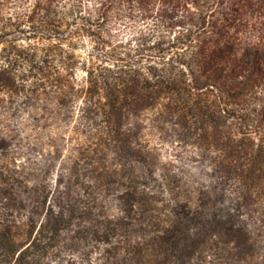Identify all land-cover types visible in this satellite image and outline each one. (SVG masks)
<instances>
[{
    "label": "trees",
    "instance_id": "1",
    "mask_svg": "<svg viewBox=\"0 0 264 264\" xmlns=\"http://www.w3.org/2000/svg\"><path fill=\"white\" fill-rule=\"evenodd\" d=\"M94 1H0V264H264V53L205 46L213 0ZM121 17L155 23L115 39ZM260 81L244 131L233 105ZM154 136L194 145L214 184L159 166Z\"/></svg>",
    "mask_w": 264,
    "mask_h": 264
},
{
    "label": "rangeland",
    "instance_id": "2",
    "mask_svg": "<svg viewBox=\"0 0 264 264\" xmlns=\"http://www.w3.org/2000/svg\"><path fill=\"white\" fill-rule=\"evenodd\" d=\"M1 1V0H0ZM86 7H92L95 5L94 0H84ZM162 1H154V10L164 8ZM201 5L200 8L192 3V0H187V10L184 12L185 15L196 13L202 8V5H206L212 0H197ZM212 10L206 20L209 22L199 28L200 35L205 38V46L216 48L222 47L229 44L231 48L235 49L236 57L243 58L246 53L253 54L261 57V53H264V0H213ZM21 6L19 10L21 11ZM201 12V10H199ZM190 17H185L188 20ZM197 18V17H193ZM155 20H143L137 18L132 23L129 19L121 17L119 19H112L107 25L115 39H122L124 37H131L134 33L139 31H146L148 27L154 25ZM158 29V28H157ZM176 31L181 29L178 27ZM91 42L88 38L85 39V43L80 45L77 53L79 55H86L87 50L90 48ZM247 61V60H246ZM247 68L244 72L247 76L251 74V68L246 64H242ZM249 67V68H248ZM242 71V70H241ZM85 75V71L79 70L77 72L78 78H82ZM256 92V93H254ZM235 99V98H234ZM235 113H242L247 116L246 126L243 127L244 131H256V118L261 116V81L258 87L253 90L247 91V94L243 96L242 100H235L234 105ZM236 122V119H234ZM242 127V126H241ZM242 129V128H241ZM68 136V133L66 134ZM151 146L154 149L155 156H157V163L160 164H172L179 177H182L188 182V185L194 187L204 185H213L214 180L210 168L207 167V163L201 161H195L199 159L195 154L197 149L194 145L178 141H174V137H167L168 140L159 141L156 137H151ZM30 148V147H29ZM28 149L24 148L23 151ZM36 150V151H35ZM35 150L29 149L27 153L18 156L19 159L25 161L27 158L32 166H36L35 163L40 165L41 160L50 158L49 154L54 151L49 146L36 147ZM23 153V152H21ZM40 153V154H38ZM70 152L65 147L61 149L59 155L63 158ZM42 155V156H41ZM54 156V153L52 154ZM56 155V154H55ZM211 155V154H209ZM61 159L53 162V166L47 173L34 171V174L39 175L40 179H56L58 172L59 163ZM50 163V162H49ZM52 163V160H51ZM54 163L58 164L54 170ZM255 200V201H254ZM248 208L243 211L252 213L255 210L261 208V200L256 201L252 199L248 203ZM19 220L23 221L24 212L18 211ZM17 219V220H18Z\"/></svg>",
    "mask_w": 264,
    "mask_h": 264
}]
</instances>
